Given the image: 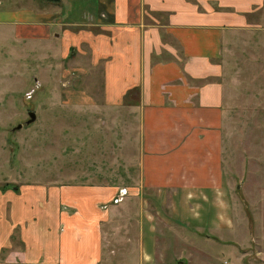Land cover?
Here are the masks:
<instances>
[{
	"label": "crops",
	"instance_id": "crops-1",
	"mask_svg": "<svg viewBox=\"0 0 264 264\" xmlns=\"http://www.w3.org/2000/svg\"><path fill=\"white\" fill-rule=\"evenodd\" d=\"M79 2L88 0H0V7H16L0 10V32L10 27L21 41L88 44L83 57L103 72L100 111L115 123L137 116L144 132L142 190L197 194L198 211L210 216L202 221L212 225L214 212L215 224L218 208L208 196L226 187L223 51L253 29L264 0H94L91 14L78 11ZM117 194L106 184L0 188V264H103L105 237L115 241L114 223L132 211V197L115 203ZM149 227L146 236L155 235L154 222Z\"/></svg>",
	"mask_w": 264,
	"mask_h": 264
},
{
	"label": "rangeland",
	"instance_id": "rangeland-1",
	"mask_svg": "<svg viewBox=\"0 0 264 264\" xmlns=\"http://www.w3.org/2000/svg\"><path fill=\"white\" fill-rule=\"evenodd\" d=\"M94 5L74 7L91 14ZM9 6L0 10H16ZM254 24L223 51L226 187L208 196L218 208L215 224L214 212L212 225L202 221L210 216L198 211L197 194L142 190L144 132L137 116L123 114L115 123L112 113L100 111L103 72L100 62L83 57L88 44L21 41L10 27L0 32V188L106 184L118 187L117 196L127 190L120 202L132 197V211L114 223L115 241L105 237L111 258L103 264H146L147 256L153 264H264V11ZM31 112L36 119L27 125ZM150 222L156 234L146 236Z\"/></svg>",
	"mask_w": 264,
	"mask_h": 264
},
{
	"label": "built area",
	"instance_id": "built-area-1",
	"mask_svg": "<svg viewBox=\"0 0 264 264\" xmlns=\"http://www.w3.org/2000/svg\"><path fill=\"white\" fill-rule=\"evenodd\" d=\"M127 190L121 189L119 195L115 198V203H119L126 196Z\"/></svg>",
	"mask_w": 264,
	"mask_h": 264
},
{
	"label": "water",
	"instance_id": "water-1",
	"mask_svg": "<svg viewBox=\"0 0 264 264\" xmlns=\"http://www.w3.org/2000/svg\"><path fill=\"white\" fill-rule=\"evenodd\" d=\"M29 116H30V119L28 120L27 125H28V124H31V123L34 122L35 119H36V114L33 113V112L29 113ZM22 127H23V126L20 124V125L17 126V129H21Z\"/></svg>",
	"mask_w": 264,
	"mask_h": 264
}]
</instances>
